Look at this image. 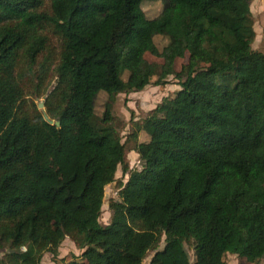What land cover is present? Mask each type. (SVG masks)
<instances>
[{
  "label": "trees",
  "instance_id": "obj_1",
  "mask_svg": "<svg viewBox=\"0 0 264 264\" xmlns=\"http://www.w3.org/2000/svg\"><path fill=\"white\" fill-rule=\"evenodd\" d=\"M142 1L0 0V264H41L66 238L82 250L70 264L264 257V53L251 47V0H159L154 18ZM169 77L180 89L122 141L116 96ZM118 166L128 177L102 224Z\"/></svg>",
  "mask_w": 264,
  "mask_h": 264
},
{
  "label": "rangeland",
  "instance_id": "obj_2",
  "mask_svg": "<svg viewBox=\"0 0 264 264\" xmlns=\"http://www.w3.org/2000/svg\"><path fill=\"white\" fill-rule=\"evenodd\" d=\"M141 8L147 18H154L160 13L162 3L159 0H143L141 2ZM249 8L252 15L253 29L255 31V37L251 47L254 50L264 53V0H251ZM154 42L158 49H161L166 43V39L161 36H155ZM145 58L150 62H161L160 58H156L149 53L145 54ZM186 60V57L177 59L175 61L176 70H179L181 65L186 63ZM178 89H180V86L177 80L169 77L165 84L155 85L152 82L141 91L118 94L112 106V113L115 117L116 125L122 138L121 140L127 141V136L132 131L133 123L144 118L147 112L154 108L163 98L173 96ZM34 101L36 104L40 101L44 103L42 97H35ZM106 101V95L100 93L95 104V112L100 116L105 114L104 105ZM139 133L138 140H146L147 136L143 132ZM132 146V142H126V147L128 148L126 161L130 169L140 170L142 168V162L139 160L138 154L134 150H131ZM127 177L128 175L123 173L121 166H118L115 172V181L105 187L102 210L99 217V221L102 224H107L110 221L111 211L108 205L111 199L118 198L117 182L121 181L124 183ZM163 238L164 236H162L158 249L164 246ZM187 251L190 262H192L194 260L193 252L189 248H187ZM81 253L82 250L77 249L74 243L66 238L58 249V255L53 258L50 253H45L41 259V264H70L72 260H79ZM152 254L153 252H150L142 264H148ZM223 260L226 264H255L246 262L231 253L225 254ZM257 264H264V257Z\"/></svg>",
  "mask_w": 264,
  "mask_h": 264
},
{
  "label": "water",
  "instance_id": "obj_3",
  "mask_svg": "<svg viewBox=\"0 0 264 264\" xmlns=\"http://www.w3.org/2000/svg\"><path fill=\"white\" fill-rule=\"evenodd\" d=\"M37 108L40 109V111L42 112V116L44 118L45 121H47L49 124H53V125H56V126H59L60 122L58 120H52L48 117V115L46 114L45 112V109H44V103L43 102H38L37 103Z\"/></svg>",
  "mask_w": 264,
  "mask_h": 264
}]
</instances>
